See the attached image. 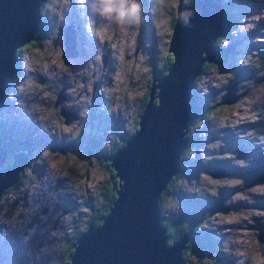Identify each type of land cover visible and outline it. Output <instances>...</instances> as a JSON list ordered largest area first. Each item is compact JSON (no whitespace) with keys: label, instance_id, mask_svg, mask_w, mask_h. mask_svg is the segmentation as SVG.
<instances>
[{"label":"rangeland","instance_id":"1","mask_svg":"<svg viewBox=\"0 0 264 264\" xmlns=\"http://www.w3.org/2000/svg\"><path fill=\"white\" fill-rule=\"evenodd\" d=\"M95 3L96 0H51L48 14L53 25H49L55 29L40 40L42 53L36 52L34 46L20 50V71L6 93L0 121L5 132L15 139L12 145L16 146L8 148L10 157L21 149L15 148L22 147L28 162L16 186L0 194V219L15 222L12 214H19L16 227L8 233L1 229L6 224L0 222V264H62L65 257L68 262L72 241L91 220L93 227L97 226L95 221L102 220L101 206L111 205L100 190L103 169L86 166L85 159L93 160L95 149L106 152L122 142L131 129L125 116L122 118L119 99L143 91L149 73L159 77L150 71L146 60L150 48L167 45L171 37L167 21L176 0H147L146 10L141 12L140 8L138 18L127 25L101 18ZM220 4L233 17L229 23L231 18L227 16L226 28L222 29L228 37L222 50L227 58L223 60L216 53L217 61H222L201 71L194 84L193 92L202 95V103L192 120L202 112L206 116L199 124V120L191 123L193 132L187 140L189 150L183 155L181 173L177 172L173 191L166 193L160 210L169 217L179 214L185 221L189 217L198 219L195 240L179 241L195 248L183 254V264H264V180H253L264 171V128H255L251 142L241 140L253 130L252 121L264 122V0H222ZM142 23L152 29L148 42L138 28ZM59 24H72L76 32L77 52L73 57L62 55V37L56 35ZM234 44L236 50H243L230 53ZM247 70L262 79L247 77ZM34 71L42 75L43 82L29 79ZM233 81L234 93L240 95H231L228 103L214 106L226 91L224 86ZM59 89L61 94L55 97ZM16 103L22 105L24 113L30 112V119L24 113L17 114L13 109ZM241 107L248 109L245 115L238 114ZM61 112L70 118L79 112L80 122L70 119L63 123ZM134 112L136 105L128 110L127 121ZM88 136L93 144L90 155L72 153L70 147L87 143ZM234 142L243 143L237 147L242 148L245 157H236L237 153L224 146ZM216 147H220L218 152ZM60 152L79 158L68 159L63 169L68 177L79 178L82 188L75 190L72 180L63 184L57 177L48 190L39 182L58 173ZM173 159L171 163L175 164ZM216 165H226L235 172L222 179L207 174L206 169ZM175 171L176 165L172 174ZM241 178L250 181L249 185L241 187ZM42 187L45 192L37 196L35 206L30 196L41 192ZM12 191L22 198L25 195V199L13 203L19 195ZM42 208H46L45 212H41Z\"/></svg>","mask_w":264,"mask_h":264},{"label":"water","instance_id":"2","mask_svg":"<svg viewBox=\"0 0 264 264\" xmlns=\"http://www.w3.org/2000/svg\"><path fill=\"white\" fill-rule=\"evenodd\" d=\"M48 1L0 0V103L15 75V49L25 41L39 39L40 18ZM221 1L176 0V17L167 48L173 54L172 63L165 75L156 74L160 79L152 77L149 99L138 113L137 132L109 156L103 157L116 170L117 198L108 207L102 223L93 227L91 220L72 243L74 250L69 257L70 264L179 262L180 251L185 245L179 241L191 239L190 231L194 225L191 224L177 239L166 243V247L159 244L165 240V227L159 224L161 216L157 202L179 159L175 158V164L171 163L176 135L179 132L180 147L188 118L194 117L201 109L202 95L193 93V80L204 61L219 65L213 42L226 23ZM59 33L62 34L64 56H74L77 49L71 25H58ZM31 75L36 81H43L38 72ZM154 80L157 82L153 83ZM235 86L236 81L224 86L226 91L219 103H228L231 95L233 98L240 95L234 93ZM58 93L61 94L60 90ZM154 97L158 98L157 105L152 104ZM61 114L63 116L64 112ZM63 118L67 123L70 119H77L78 115ZM233 151L237 153L236 157L246 155L241 147H235ZM6 154L0 137V194L14 185L17 173L28 162L27 151L19 149L10 157L9 165L4 167ZM206 172L220 179L230 174L225 166L210 167ZM257 178L253 180H264V171ZM19 198L22 196L19 195L13 203Z\"/></svg>","mask_w":264,"mask_h":264},{"label":"trees","instance_id":"3","mask_svg":"<svg viewBox=\"0 0 264 264\" xmlns=\"http://www.w3.org/2000/svg\"><path fill=\"white\" fill-rule=\"evenodd\" d=\"M50 3H51V0L47 2L46 6L44 7V9L42 11V14H41L40 27H39V30H38V34L41 36L40 38H42V37L45 38V36H43V35L51 28V26L49 25L51 23H49V21H48V16H49L48 13H49V5H50ZM146 6H147V0H145V2L143 4H140V8L142 9L141 11L144 12L146 10ZM224 12H225V15L228 16V18H231L228 22L229 23H232L233 22V17L232 16L230 17L228 15V14H230L228 8H225ZM175 17H176V3H175V5L173 6V8L169 12V18H168V21H167V28H168V31H169L168 32V35H170V33H171L172 24H173V22L175 20ZM53 32H54V27L52 26V29H51L50 33H53ZM222 38L225 39V40L228 39V37L225 36V32L222 35H217L215 37V39H214V42L213 43H215V46L217 47V51H219L218 46L220 45V44H218V41L220 39H222ZM168 41H169V39H168ZM40 42L41 41L39 39H37V40L30 39L28 41H25L23 43V45H21V46H19V47H17L15 49L17 69H18V67L20 65V60H21L20 50H22V48H25V47H28V46L29 47L34 46V48L37 50L36 52L42 53V51L39 48ZM168 43L163 48H161L160 46H158L159 49H157V50L153 49V51H150V53H149V58L150 59H153L154 58L153 61H154V64L156 65V67H157L156 68V74L159 72L160 75H165L166 72H167V67L172 63L173 54H172L171 51H169V50L167 51ZM219 53L221 54V58L223 60L227 58L225 51H222V52L219 51ZM222 59L220 61H218V62H221ZM62 62H64L63 59H62ZM211 64H213V63L204 61L202 63V65H201L200 72L201 71H205L209 66H211ZM198 75L199 74H197L195 76V78L193 80V86L192 87H194L195 82H197ZM147 76H148V78H147V81H146L147 82L146 83V87L143 89V91H141L137 95H134L133 97H127V96H125L124 98H122V101H121V99H119L120 106H121L120 110H121L122 118L125 116V120L124 121H125L126 125L128 127L130 125L131 131H130L129 134H127V135H129V137H130L131 133H133L134 131L137 132V130L139 129V124H138L139 117H138V113L142 110L143 106L145 105V103L149 99V89H150V85H151V81H152V74L149 73ZM236 77H238V75H236ZM15 79H16V74H15L14 80ZM56 95H55V97H56ZM152 104L153 105H157L158 104V98L157 97H154L153 98ZM218 104H222V103H219L218 102ZM134 105H136V112H134L131 115L130 120L127 121V112L130 109V107H134ZM54 107H55V105L52 104V109H54ZM60 116L63 119V116L62 115H60ZM205 116H206L205 113L202 112V113H199L198 116L194 118V120L189 119L187 121L185 130H184V133L185 134L183 136V139H185L187 137L188 133L191 134L193 132V130L191 129L192 128L191 127V123L193 121H195V120H199L197 122V124H199L200 121H203L205 119ZM58 118H59V116H58ZM58 121H59V119H58ZM127 135H125V136H127ZM129 137H127V138H129ZM123 138H122V142L119 141L117 146H120L121 144H123L125 142V140L127 139L126 138L125 140H123ZM88 141H89L90 144L92 143L91 142V139H89ZM220 147H216L215 148V152H218V150L220 149ZM19 148H21V150L23 149L22 147H18V148H15V150H18ZM115 149H116V147L113 148V149L109 148V149L106 150V152L108 151L109 153H113ZM188 150H189V144L188 143H186L185 145H183V147H181L179 149V151H178V153H179L178 158L179 159L177 161V166L178 167H180L182 165L181 156L184 155V153L187 152ZM106 152L104 150H101L99 152H96V153H98V155L100 157L99 161L97 162V160L92 156L93 160L85 159V165L88 166V167L94 166L96 168L103 169L104 174H103L102 181H104V184H103V187L100 190L102 192H105V195H107V198L109 199L110 202H113L117 198V193L115 191L117 189H119V187H118V176H114V173L116 172V170L114 169V167L112 165L110 166V161H106V160L104 161L102 159L107 154ZM60 154H61L60 155L61 156V160H59V162H56V163L58 164V166H59L58 168L61 170V172H63L61 174L63 175L65 182H68V181L71 180V177L70 176L68 177L66 175V172L63 169L64 166L66 165V161L68 159H71L73 161L74 159H79V158L76 155L72 154V153L71 154H68V153H61L60 152ZM9 160H10V158L9 159H6L4 161L5 162L4 163V166L9 165ZM70 169H73V168L70 167ZM177 172L180 175V171L179 170H176V172L174 174H171L169 181L163 186L164 189L161 190V192L159 194L158 202H157V208H158L159 214L162 217L163 216L166 217V218H161V220H160V224L165 227V240L163 242V244H164L165 247H166V243L175 240L185 230H187L188 229V226H189V224L188 223H185V222L181 223L178 220H173V221L172 220H169L170 217H167L164 214H162L161 213V210H160V205H161V202H163V199H164V197L166 195V192L167 191L168 192L173 191L172 183L177 179V177H176ZM21 175H22V171H19L17 173L18 180H20ZM79 175H81V172L79 173ZM113 176H114V178H112ZM110 178L113 179V180L110 181ZM243 180H247V179H245V178L242 179V182H243ZM71 182L75 185V187L81 186V183L79 182V178L73 179ZM17 183L18 182L14 183V185L13 186H10V188L11 187H15ZM120 183L121 182L119 180V184ZM12 192L15 193L16 191H12ZM15 195L18 196L19 194L15 193ZM103 197H104V195H103ZM91 198H92V196H91ZM99 210H100V212H101L102 215H105L106 212H108V208L105 205L104 206H101ZM94 223L97 224V225L98 224H101L102 223V220L99 219V220L95 221ZM189 247L190 246H188V243H187L185 245V247L182 248V250L180 251V260H182V261H180L178 264H183V260L184 259L182 258V256H183L184 253L189 252ZM73 250H74V248H73V246H71L70 254L73 253ZM189 253H191V252H189ZM65 259H66V257L64 258L62 264H70V259H68V262H66Z\"/></svg>","mask_w":264,"mask_h":264},{"label":"clouds","instance_id":"4","mask_svg":"<svg viewBox=\"0 0 264 264\" xmlns=\"http://www.w3.org/2000/svg\"><path fill=\"white\" fill-rule=\"evenodd\" d=\"M95 4H97L98 6H99V11L101 12V15H103V16H105V17H108V18H110V19H113V20H115V22L118 24V25H127L129 22H131L132 20H135L136 18H138V16H139V10H140V4H139V2H138V0H96V3ZM141 11V10H140ZM141 12H143V11H141ZM243 12V11H242ZM242 14V13H241ZM50 19H52V18H49V16H48V21L50 20ZM225 19H227V15H225ZM244 19V22H246L245 21V19L247 20V18H243ZM52 25H53V22L51 23ZM256 24V23H255ZM59 25H65V24H59ZM143 25V27L141 28L140 26H142ZM54 27V29H55V26H53ZM58 27V26H57ZM79 27V26H78ZM138 28L140 29V30H143L144 31V36H145V41L146 42H148L149 40H150V38H151V27L150 26H148V25H146V24H144V23H142V24H139V26H138ZM226 28V25H224V29ZM252 28H254V26L253 27H251L250 29H252ZM51 29H52V27L43 35V36H45V37H47L48 36V34L50 33V31H51ZM223 29V30H224ZM57 30V29H56ZM222 30V33H220L219 35H222L223 33H224V31ZM146 31V32H145ZM37 34H38V32H37ZM59 34H61V33H59ZM59 34H57V31H56V35H59ZM80 35V34H79ZM38 36H39V40H41V39H43V37L42 38H40L41 36L38 34ZM225 36H227V33L225 32ZM61 37H62V34H61ZM80 38V37H79ZM221 40V43H220V45L218 46V48H219V51L221 52L223 49H224V47L226 46V40L225 39H220ZM222 41H225V43L223 42L222 43ZM166 42H167V40H166ZM168 43V42H167ZM62 44H63V39H62ZM75 44H76V42H75ZM169 44V43H168ZM214 47H215V49H216V53H219V51H217V47L215 46V43H214ZM236 47H237V44H234V48H232V50L230 51V53H233V52H237V51H241V50H243V49H239V50H236ZM63 49H64V45H63ZM63 49H62V55L64 56V54H63ZM153 49H155V50H157V49H159V48H150L149 49V51H148V54L150 53V51H153ZM65 53V52H64ZM216 55V54H215ZM68 57H73V56H68ZM64 58H67V57H65L64 56ZM105 61V60H104ZM20 62H21V60H20ZM147 63L148 64H150V71L151 72H156V65L154 64V61H153V59H150L149 58V56H148V59H147ZM17 65V64H16ZM214 65H216V64H214ZM238 65H240L239 63H238ZM168 68V67H167ZM238 68V67H237ZM20 71V65H19V67H18V69H17V71L15 72V74H16V78H17V75H18V72ZM35 72H38V71H34V72H32L31 74H33V73H35ZM30 74V76H32ZM38 74H40V73H38ZM36 75V74H35ZM156 75V73L154 74V76ZM246 75H247V77H249V78H251L252 76H251V74H250V72H249V70H247V73H246ZM29 76V77H30ZM40 76H41V78L44 80V78L42 77V75L40 74ZM14 77H15V75H14ZM29 79H33V78H29ZM35 80V79H34ZM14 78H13V80H12V82H11V84H10V86H9V88H8V90L6 91V93L7 92H9L10 90H11V88H12V85H13V83H14ZM36 81V80H35ZM38 82V81H37ZM43 82V81H42ZM97 82V81H96ZM157 81H153V83H156ZM245 88H247V87H245ZM94 89V86L92 87V90ZM60 90V89H59ZM58 90V91H59ZM192 90H193V87H192ZM58 91H57V93H58ZM6 93H5V95H4V99L2 100V102L0 103V111L2 110V108L4 107V105L6 104L5 102H6ZM56 93V94H57ZM1 101V100H0ZM219 102V101H218ZM20 106H22L21 104H19V103H16L14 106H13V109L15 110V111H17V114L18 115H22L24 112L21 110V108H20ZM24 110H25V108H23ZM28 114H30V112L28 113L27 112V110H25V113H24V116L25 117H27V118H29L28 117ZM77 115H78V118H77V120H78V123L80 122V119H81V115H80V113L79 112H77ZM30 119V118H29ZM189 119H193V116H190L189 118H188V120ZM89 117H87L86 118V121H87V123L89 122ZM187 120V121H188ZM64 122V121H63ZM0 124L2 125V127H3V123L0 121ZM186 127V126H185ZM185 127L183 128V130H185ZM2 131L4 132V134L6 135V139L5 140H10V141H12V142H14L15 141V139L12 137V136H10V135H8L6 132H5V130H4V127L2 128ZM135 133V131L133 132V133H131V135H130V137L133 135ZM185 134V133H184ZM184 134H183V136H184ZM189 134V133H188ZM178 135H179V132L177 133V135H176V140H175V145H174V150H173V157H174V159L175 158H178V156H179V153H178V151H179V149L181 148V147H183V145H185L186 143H187V140H186V138L185 139H183V136H182V144H181V146L179 147L178 146ZM0 137H1V135H0ZM90 139V137L88 136L87 137V143H82L81 145H79V146H76V147H70V149H71V152L72 153H80V154H83V155H90V151H91V149H93V145L92 144H90L89 142H88V140ZM10 141H9V143H10ZM1 144L6 148V150H7V144H5V142H4V140H3V138L1 137ZM118 147V146H117ZM101 150H104V149H102V148H100V149H95L94 150V155H93V157L97 160V162L99 161V159H100V157H99V155H98V153H96V152H99V151H101ZM234 150V149H233ZM232 150V153H235L234 151ZM107 154L105 155V157H107V156H109L111 153H109V152H106ZM8 157L10 158V156H9V154H8V150H7V154H6V157H5V160L6 159H8ZM103 159V158H102ZM174 159H173V161H174ZM106 161H109L107 158L105 159ZM104 160V161H105ZM183 160V155L181 156V161ZM73 170V169H72ZM176 170H179L180 171V173H181V170H182V165L180 166V167H178L177 166V163H176ZM57 174L55 175V176H53V178H51L50 176H49V178L47 179V178H44L43 180H40L39 182L40 183H44V188L46 187L47 188V190L49 189V188H51L54 184H53V181L52 180H55V178L57 177V179L59 180V181H61L63 184H65V183H67V182H65V180H64V177H63V175L61 174V173H63V172H61V170L58 168L57 169ZM176 172V171H175ZM174 174V173H173ZM74 178H72L71 177V180H73ZM246 183V180L245 181H243V183H241L240 185H241V187L243 186V184H245ZM53 184V185H52ZM80 187L82 188V186H79V187H75V190H76V188H79L80 189ZM41 190V192H39V191H37V192H35V193H33L31 196H30V198H32V200H36V198H37V196L38 195H40V194H42V193H44L45 192V190L43 189V187L40 189ZM87 190V189H86ZM88 192V191H87ZM168 192V191H167ZM166 192V193H167ZM89 193V192H88ZM90 194V193H89ZM91 195V194H90ZM23 198L25 199V195L23 196ZM112 203V202H111ZM110 203V204H111ZM37 208V207H36ZM43 209H44V211H43ZM42 211L41 212H45V210H46V208H42L41 209ZM12 215H14L15 216V218H16V221L14 222V221H12V220H8V219H6V218H4V217H2V219H0V220H2V221H0V222H2L3 224H6L5 226H6V228H2L1 227V229L3 230V232H5V233H8L12 228H14V227H16V224H17V221H18V218H19V214L17 213H15V214H12ZM165 216H167V217H169V215H167L166 213L164 214ZM6 216V215H5ZM161 216V215H160ZM161 218H166V217H162L161 216ZM161 218H160V220H161ZM160 220H159V224H160ZM169 220H178L179 222H181V223H183V222H185V223H188L189 224V226L191 225V224H193L194 225V227H193V229H192V231H190V233H191V239L189 240V241H193V240H195V238H196V236H195V234H196V232H195V229L197 230V227H198V225H199V222H198V219H197V217H189L188 219H187V221H185L184 220V218L181 216V215H175V216H173V217H170L169 218ZM99 225V224H98ZM86 226H87V224L85 225V227H84V229L82 230V231H80V233H82L85 229H86ZM160 226H162L161 224H160ZM189 226H188V228H189ZM198 231V230H197ZM164 235H165V229H164ZM79 233V234H80ZM161 234V232H159L158 233V235H160ZM182 235V234H181ZM76 237V236H75ZM177 239V238H176ZM74 241H72V243H73ZM71 243V244H72ZM161 243L163 244V241H161ZM184 247H185V245H184ZM183 247V248H184ZM182 250V249H181ZM193 250H195V248H191V247H189V251H193ZM203 255H204V253H203ZM70 257V256H69ZM180 258V257H179ZM180 261H182V260H180L179 259V262ZM178 262V263H179ZM178 263H176V264H178Z\"/></svg>","mask_w":264,"mask_h":264},{"label":"flooded vegetation","instance_id":"5","mask_svg":"<svg viewBox=\"0 0 264 264\" xmlns=\"http://www.w3.org/2000/svg\"><path fill=\"white\" fill-rule=\"evenodd\" d=\"M250 73H251V76L254 77L256 80H260V79L262 78L260 75H259V76L255 75V73H254L253 71H250ZM217 104H218V101H216V102L213 103L214 106H216ZM251 127L253 128V130H252L251 132L247 133L248 138H241V140H243L245 143H249V142H251V140H252V135L254 134L255 128H257V129H259V130H262V129L264 128V122H260V121H258V120H256V121H252ZM0 135H1V137L3 138L5 144L8 145V146H7V150H8L9 147L16 146V144L12 145L14 142H12V141H10V140H5V139H6V135L4 134V132L2 131L1 128H0ZM189 136H190V133L187 135L186 140L189 139ZM9 141H10V143H9ZM11 145H12V146H11ZM224 146H225V147H228V148L230 149L231 153H232V150H233L235 147H237V146H244V145H243L242 142H234L233 145H224ZM8 154H9V152H8ZM9 156H10V155H9ZM8 159H9V157H8ZM221 166H223V165H216V166H214L213 168L216 169V168L221 167ZM225 167H226V165H225ZM209 168H210V167H209ZM209 168H207V169H209ZM226 168H227V167H226ZM207 169H206V170H207ZM227 170H228V168H227ZM229 172H230V174H228L227 176H232L233 173H234L235 171H234V170H231V171H229ZM225 177H226V176H225ZM225 177H223V178H225ZM43 211H44V209H43Z\"/></svg>","mask_w":264,"mask_h":264},{"label":"bare ground","instance_id":"6","mask_svg":"<svg viewBox=\"0 0 264 264\" xmlns=\"http://www.w3.org/2000/svg\"><path fill=\"white\" fill-rule=\"evenodd\" d=\"M145 2V0H143V1H139V3L140 4H143ZM96 11H98V9L96 10ZM96 13V12H95ZM101 18L103 17V15H101V12L99 11V14H98ZM104 20V19H103ZM102 21V20H101ZM106 21H107V19H106ZM71 28H72V30H73V34H74V40H75V42H76V32L74 31V29H73V27H72V24H71ZM261 44V43H260ZM112 45V44H111ZM115 47V46H114ZM256 104H258V102H256ZM264 105V104H263ZM239 113V115H245L247 112H248V109H244V108H240L239 109V111H238ZM236 115H234L233 117H235ZM243 119V118H242ZM246 122V121H245ZM240 124V123H239ZM243 124V123H242ZM245 127V126H244ZM242 129V128H241ZM243 130V129H242ZM22 151H24V150H22ZM24 152H26V151H24ZM5 167V166H4ZM43 167V166H42ZM48 171V170H47ZM46 173H48V172H46ZM18 181V178H17V175H16V179L14 180V183H16ZM261 183H263V182H261ZM7 191V190H6ZM261 264V263H260Z\"/></svg>","mask_w":264,"mask_h":264}]
</instances>
